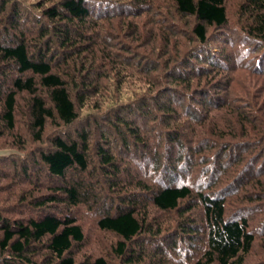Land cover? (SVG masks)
Returning a JSON list of instances; mask_svg holds the SVG:
<instances>
[{"label":"trees","instance_id":"trees-1","mask_svg":"<svg viewBox=\"0 0 264 264\" xmlns=\"http://www.w3.org/2000/svg\"><path fill=\"white\" fill-rule=\"evenodd\" d=\"M235 15L0 0V151L16 153L0 177L35 190L16 196L26 219L0 210V264H264V0ZM80 206L113 239L77 262Z\"/></svg>","mask_w":264,"mask_h":264},{"label":"rangeland","instance_id":"rangeland-1","mask_svg":"<svg viewBox=\"0 0 264 264\" xmlns=\"http://www.w3.org/2000/svg\"><path fill=\"white\" fill-rule=\"evenodd\" d=\"M239 2H240V0H225L227 12H228V15L230 18V23H231L232 27L236 23L235 13L237 10V4ZM229 30L227 29L224 32H221L220 35L221 34L224 35L226 32L229 35H232ZM250 60H252V59H250ZM248 62H250V61H247V62L245 61L244 65H246ZM246 74L247 73L242 72L237 76L239 77V79L241 81L245 82L248 78V75H246ZM255 79H257V78H254V80ZM242 86H243V84H240V85L235 84L234 85V87L236 89L237 88L241 89ZM16 127H17V131H20L22 135L26 133V128L23 124H17ZM49 132H51L50 129L48 130L47 134H49ZM1 144L6 145L3 147V149H1L2 151H0V170H3L4 167L5 168L11 167V166H9V164L11 165L10 162L13 158L12 155H15L16 153L13 152L12 150H9L10 148H7L9 146L8 144H4V143H1ZM32 147H34V146L32 145ZM9 155H11V156H9ZM14 158H15L16 162L18 163L19 161H17V160H19V158L18 157H14ZM129 169L133 170L132 167H130ZM8 170H12V169L8 168ZM1 175H3L2 171H0V176ZM35 178H36V179H34L35 184L36 183L45 184L48 181L44 177V175H42V174H39ZM16 181H17V179H16ZM32 181H33V178H32ZM19 185L20 184H18L17 182L15 183L14 181H12V179H2L0 177V210L4 211L5 216H7L10 219H17V218L26 219V217H28V214L30 211L29 206L28 205H22L17 200L18 199L17 197H19L22 194V192H31L32 195L35 196V194H34L35 190L33 188L26 190L27 188H23V187L21 188V187H19ZM25 187H27V186H25ZM100 194H102V196H103V191H101ZM97 195H98V193H97ZM102 204H104V207L106 210L111 206V202H110V200H108V198H106L105 201H100L99 205H102ZM95 209L93 208V210H90L86 206H80L76 209V214L80 218L79 223L82 225V227L85 231L86 237H87V238H85L84 243L80 246L79 250L75 249V251H73L75 254V260L77 262L81 261L84 256L95 257V256H98L101 254H105L106 249L108 248L111 239H113L111 236L103 237L104 235L100 234V232L97 230L96 225H95V219H94L95 212L94 213L91 212V211H94ZM197 211L199 212V210L194 207L192 213H190V214L193 215L194 218H198L199 215L197 214ZM151 214H154L155 216L159 215L162 217V215H160L159 213H156L154 210H152ZM172 216L176 218V216L174 214ZM163 218H165L167 220V218L165 216ZM194 244L198 245L199 242L194 240ZM254 257H256V259H254ZM254 257L252 256V258H250V261H249L250 263L257 264L258 262L262 261L261 257L257 256L256 254L254 255ZM108 258L111 262H113L112 259H110L111 257H109V255H108ZM255 260H257V261L254 262ZM172 264H178V263L174 262Z\"/></svg>","mask_w":264,"mask_h":264}]
</instances>
